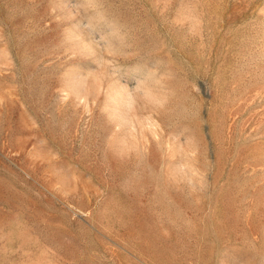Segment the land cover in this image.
Returning <instances> with one entry per match:
<instances>
[{
  "label": "rangeland",
  "instance_id": "374dc122",
  "mask_svg": "<svg viewBox=\"0 0 264 264\" xmlns=\"http://www.w3.org/2000/svg\"><path fill=\"white\" fill-rule=\"evenodd\" d=\"M0 264H264V0H0Z\"/></svg>",
  "mask_w": 264,
  "mask_h": 264
}]
</instances>
